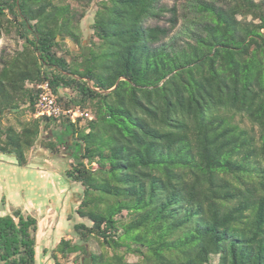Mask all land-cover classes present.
Instances as JSON below:
<instances>
[{
	"label": "trees",
	"instance_id": "trees-1",
	"mask_svg": "<svg viewBox=\"0 0 264 264\" xmlns=\"http://www.w3.org/2000/svg\"><path fill=\"white\" fill-rule=\"evenodd\" d=\"M90 1L0 0V38L22 41L0 55V153L25 167L56 122L80 148L65 177L82 188L81 243L61 239L54 264L91 240L89 264H264V0H97L87 53L62 54L59 38L80 46ZM43 83L92 120L3 126L22 107L35 116ZM36 231L31 216H1L0 264H36Z\"/></svg>",
	"mask_w": 264,
	"mask_h": 264
},
{
	"label": "crops",
	"instance_id": "crops-1",
	"mask_svg": "<svg viewBox=\"0 0 264 264\" xmlns=\"http://www.w3.org/2000/svg\"><path fill=\"white\" fill-rule=\"evenodd\" d=\"M49 132L52 139H55L54 133L51 130ZM38 147L37 142L34 146L33 159L26 157L27 165L22 168L32 169L41 177L43 182L39 188L43 195L39 196L35 193L38 189L33 184L23 188L22 184H17L18 180L14 178V175L12 177L3 176L0 178V217L13 212H19L23 217L31 216L36 220L35 236L39 234L41 240L60 238L68 228H73L80 222L75 211L82 191L74 185L76 183L65 177V171L74 162L72 152L69 150L70 146L65 147L64 154L61 151L57 155L48 150L42 153V149ZM11 157L0 153V166L13 167L15 164ZM47 185L50 187L47 188Z\"/></svg>",
	"mask_w": 264,
	"mask_h": 264
},
{
	"label": "rangeland",
	"instance_id": "rangeland-1",
	"mask_svg": "<svg viewBox=\"0 0 264 264\" xmlns=\"http://www.w3.org/2000/svg\"><path fill=\"white\" fill-rule=\"evenodd\" d=\"M82 1H83V4L88 3V0H82ZM96 1L97 0H91L90 1L87 12H86L84 18H82L80 21V24H79L80 46L78 47L77 45L74 44L73 41H71L69 39H62V38L58 39V42L63 43V45L61 47L62 48L61 49L62 54H64V52L66 50H70L73 54H86L87 53L89 45H90V39H91L92 33H93L91 26L93 24V17H94L95 10H96V7H95ZM187 1L188 0H161V3L166 5L167 7H172L174 4L181 5V4H185V2H187ZM73 6L76 8L79 7L75 3L73 4ZM169 16H170L169 13H167L164 15V18H161L160 20H150L147 22V24L167 26L168 25L167 18ZM21 46H22V41L18 38L17 34L15 33V31L13 29L8 28L7 31H3L1 38H0V55L2 53H4L5 57H7L9 55L11 56V55H13V53H15V51L20 50ZM27 86L31 87V84H27ZM59 94L65 96V97L69 96V92H67L64 89H59ZM34 117H36V116H32V114H30L25 107H22L17 111H11V112L6 113L5 117L2 120V124H3V126L11 125L18 130L20 127V124L28 123ZM86 121H87L86 119H82L80 125L83 126L86 123ZM246 123H248V122H246ZM247 126H248V124H247ZM50 130L54 133L55 139L59 145V148L62 151L61 153L64 154L65 147L70 146L72 155L74 158H76L80 148L77 144H75V145L70 144V141H68L69 138L67 137L70 135V129L68 127H62L59 122L52 123L49 126V130L47 129V131L46 130L43 131L42 136L38 139V143L40 142V140L43 137H49L52 139V137L50 136L51 133L49 132ZM63 144H65V146ZM39 148H41L40 145H39L38 149ZM41 149L40 150L43 151L42 153L47 151V150H44L43 148H41ZM33 153H35L34 147L27 150L25 153V156L29 159H33L32 158V156H34ZM11 156L12 155H10V157ZM11 158H12L13 163L15 165L13 167H10L8 165L7 166L6 165L0 166V178H3V176L12 177L14 175V178H16L18 180V182H21V183L17 182V184H19V185L22 184L23 188L24 187L26 188L29 184H31V185L33 184L35 186V188L38 189L35 191V193H37V195H39V196L43 195L41 192L42 190L39 188L40 186H42L43 181H42L41 177L37 174V172L32 170V169H28V168L24 169L22 167H18L15 163L14 156ZM74 185H76V187H78L82 191V188L80 185L79 186L77 184H74ZM46 187L49 188L50 185H47ZM83 221L87 225H90V223L88 221H86V220H83ZM65 232L66 233L63 236H61L60 238L53 237V238L48 239V240H45V239L41 240V237L39 234L36 236V242H37V245H36V248H37L36 264H54V260L52 259L51 254H52V252H54V250L56 249V247H57V245L61 239L70 240V242L72 244H80L81 243L80 240L78 239L77 235L75 234L73 228L70 227ZM44 246H45V249H44ZM100 252H101V250H100V247L98 246V244L94 240H91L87 244V253L78 252L76 254L70 255V257L66 258V259L62 258L59 254H56V255L58 257V262L61 264H75V263H73L74 257H77L79 264H89V254H99ZM127 260L129 262H134L137 260V258L134 256H129ZM212 263L216 264L217 258H214L212 260Z\"/></svg>",
	"mask_w": 264,
	"mask_h": 264
},
{
	"label": "built area",
	"instance_id": "built-area-1",
	"mask_svg": "<svg viewBox=\"0 0 264 264\" xmlns=\"http://www.w3.org/2000/svg\"><path fill=\"white\" fill-rule=\"evenodd\" d=\"M39 94L35 104L36 117H68L71 123H76L78 119L92 120L93 115L89 111L81 110H65L56 102V96L48 83L37 86Z\"/></svg>",
	"mask_w": 264,
	"mask_h": 264
}]
</instances>
